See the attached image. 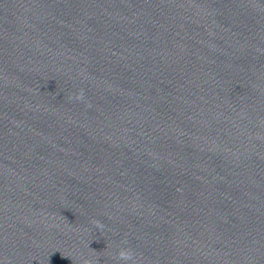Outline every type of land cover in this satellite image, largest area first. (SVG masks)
Returning a JSON list of instances; mask_svg holds the SVG:
<instances>
[{
  "label": "water",
  "instance_id": "1",
  "mask_svg": "<svg viewBox=\"0 0 264 264\" xmlns=\"http://www.w3.org/2000/svg\"><path fill=\"white\" fill-rule=\"evenodd\" d=\"M0 264H264V0H0Z\"/></svg>",
  "mask_w": 264,
  "mask_h": 264
},
{
  "label": "clouds",
  "instance_id": "2",
  "mask_svg": "<svg viewBox=\"0 0 264 264\" xmlns=\"http://www.w3.org/2000/svg\"><path fill=\"white\" fill-rule=\"evenodd\" d=\"M119 255L124 259H129L131 257V253L125 250H122Z\"/></svg>",
  "mask_w": 264,
  "mask_h": 264
}]
</instances>
